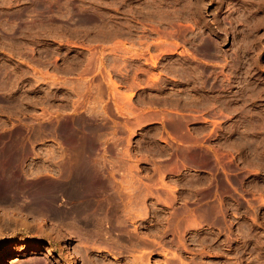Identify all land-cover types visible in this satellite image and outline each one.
Here are the masks:
<instances>
[{"label": "rangeland", "instance_id": "374dc122", "mask_svg": "<svg viewBox=\"0 0 264 264\" xmlns=\"http://www.w3.org/2000/svg\"><path fill=\"white\" fill-rule=\"evenodd\" d=\"M264 264V0H0V263Z\"/></svg>", "mask_w": 264, "mask_h": 264}, {"label": "bare ground", "instance_id": "6f19581e", "mask_svg": "<svg viewBox=\"0 0 264 264\" xmlns=\"http://www.w3.org/2000/svg\"><path fill=\"white\" fill-rule=\"evenodd\" d=\"M0 264H5V262H2ZM31 264V263H30ZM33 264H37V263H33ZM72 264H79L78 260L76 258L72 259Z\"/></svg>", "mask_w": 264, "mask_h": 264}]
</instances>
